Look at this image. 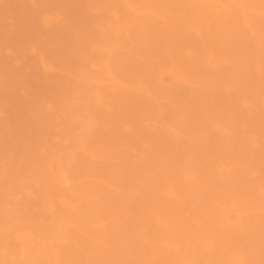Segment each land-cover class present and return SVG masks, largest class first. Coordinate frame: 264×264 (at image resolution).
<instances>
[{"label":"rangeland","instance_id":"obj_1","mask_svg":"<svg viewBox=\"0 0 264 264\" xmlns=\"http://www.w3.org/2000/svg\"><path fill=\"white\" fill-rule=\"evenodd\" d=\"M0 264H264V0H0Z\"/></svg>","mask_w":264,"mask_h":264}]
</instances>
